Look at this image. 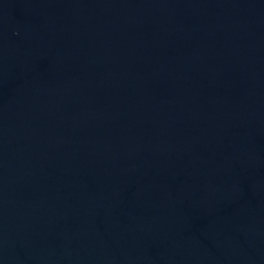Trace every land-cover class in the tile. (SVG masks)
<instances>
[{"label": "water", "instance_id": "1", "mask_svg": "<svg viewBox=\"0 0 264 264\" xmlns=\"http://www.w3.org/2000/svg\"><path fill=\"white\" fill-rule=\"evenodd\" d=\"M0 264H264V0H0Z\"/></svg>", "mask_w": 264, "mask_h": 264}]
</instances>
